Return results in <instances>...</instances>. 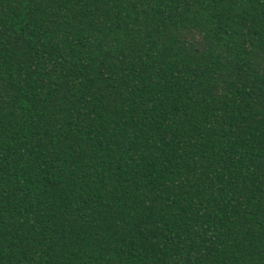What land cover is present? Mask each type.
Returning <instances> with one entry per match:
<instances>
[{"label":"trees","instance_id":"trees-1","mask_svg":"<svg viewBox=\"0 0 264 264\" xmlns=\"http://www.w3.org/2000/svg\"><path fill=\"white\" fill-rule=\"evenodd\" d=\"M0 264H264V0H0Z\"/></svg>","mask_w":264,"mask_h":264}]
</instances>
